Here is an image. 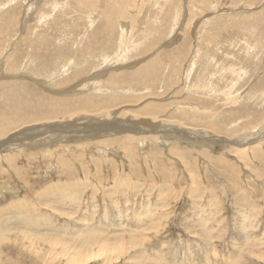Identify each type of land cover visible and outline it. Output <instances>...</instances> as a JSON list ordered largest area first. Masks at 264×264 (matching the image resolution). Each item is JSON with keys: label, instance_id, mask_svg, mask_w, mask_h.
I'll use <instances>...</instances> for the list:
<instances>
[{"label": "rangeland", "instance_id": "1", "mask_svg": "<svg viewBox=\"0 0 264 264\" xmlns=\"http://www.w3.org/2000/svg\"><path fill=\"white\" fill-rule=\"evenodd\" d=\"M0 115V264H264V0H0Z\"/></svg>", "mask_w": 264, "mask_h": 264}, {"label": "bare ground", "instance_id": "2", "mask_svg": "<svg viewBox=\"0 0 264 264\" xmlns=\"http://www.w3.org/2000/svg\"><path fill=\"white\" fill-rule=\"evenodd\" d=\"M124 29V28H123ZM115 101V100H114ZM91 102H90V100L88 101V102H84V105H91L90 104ZM109 103V102H108ZM112 103V102H111ZM110 106V105H109ZM156 109V108H155ZM147 111V110H146ZM67 114V113H66ZM3 115V114H2ZM58 115V114H57ZM56 115V116H57ZM0 117H1V115H0ZM19 119V118H18ZM5 121H9V120H5V119H3V118H0V123H3V122H5ZM17 121V120H16ZM22 120H18L17 122H15V123H13V125H16V124H18V123H20ZM1 125V124H0ZM8 125H3V126H1V130H0V133L2 134V133H4L6 130H7V127ZM10 128V127H9ZM92 129V128H91ZM102 130V129H101ZM9 132V131H8ZM92 135V134H91ZM1 136V135H0ZM88 137V136H87ZM16 138V137H15ZM12 139V138H11ZM9 141V140H8ZM257 142V141H256ZM8 144V143H7ZM36 145V144H35ZM10 147V146H9ZM124 243V242H123ZM122 248V247H121ZM120 249V248H119ZM120 252V251H119ZM121 252H123V251H121Z\"/></svg>", "mask_w": 264, "mask_h": 264}]
</instances>
